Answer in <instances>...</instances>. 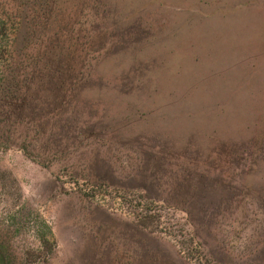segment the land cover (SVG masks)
Listing matches in <instances>:
<instances>
[{
	"label": "rangeland",
	"instance_id": "rangeland-1",
	"mask_svg": "<svg viewBox=\"0 0 264 264\" xmlns=\"http://www.w3.org/2000/svg\"><path fill=\"white\" fill-rule=\"evenodd\" d=\"M73 2L88 8L77 36L140 43L109 54L104 83L85 88L71 149L0 151L6 261L138 264L136 230L197 259L187 214L144 190L150 154L225 199L208 230L217 242L241 260L263 251L264 0Z\"/></svg>",
	"mask_w": 264,
	"mask_h": 264
},
{
	"label": "trees",
	"instance_id": "trees-1",
	"mask_svg": "<svg viewBox=\"0 0 264 264\" xmlns=\"http://www.w3.org/2000/svg\"><path fill=\"white\" fill-rule=\"evenodd\" d=\"M73 1L83 0H0V151L11 147L31 153L71 149L78 128L75 104L81 103L85 88L104 83L100 71L109 54L140 43L120 37L110 44L105 35H98V28L95 35L77 36V27L88 25L80 22L88 8L82 7L83 2L71 6ZM100 4L106 7L103 0ZM173 164L165 154H150L142 176L144 181L149 173L152 180L144 190H155L159 202L187 214L190 238L199 256L189 260L177 250L170 252L153 235L136 230L133 239L141 241L138 264H264L260 247L251 248L249 257L241 260L216 241L218 236L208 230L217 222V210L225 199L209 201L213 188L196 180L192 171H171ZM95 169L102 174L101 168ZM209 240L216 245L211 246ZM9 258L0 247V264H12L6 261Z\"/></svg>",
	"mask_w": 264,
	"mask_h": 264
}]
</instances>
